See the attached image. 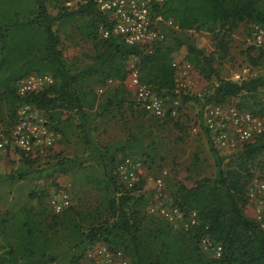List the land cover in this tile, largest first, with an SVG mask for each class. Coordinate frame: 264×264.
<instances>
[{"label": "trees", "instance_id": "1", "mask_svg": "<svg viewBox=\"0 0 264 264\" xmlns=\"http://www.w3.org/2000/svg\"><path fill=\"white\" fill-rule=\"evenodd\" d=\"M61 1L65 7L52 15L48 0H0V121L6 125L2 135H9L22 105L50 114L52 122L59 121L63 111L75 112L79 138L103 170V176L92 183L102 195L105 216L100 217L101 211L98 215L82 213L73 206L58 214L44 208L4 212L0 214V264H56L61 260L78 264L97 244L123 252L128 264H264V232L245 214L247 187L256 171L264 167V134L226 156L218 155L204 130L215 158V176L192 187L175 185L171 196L173 206L185 218L196 214L199 224L186 231L148 212L147 199L133 196L140 184L126 190L118 180L116 183L115 176L103 165L102 151L90 137L89 119L83 110L87 77L94 78L97 88L115 81L131 97L123 82L126 62L136 57L140 82L162 98L177 96L173 64L189 65L205 81H216L213 94L202 107L227 104V100L236 98L237 109L264 120V74L239 82L224 80L213 65V54L206 56L186 43L173 44L175 32L168 33L167 43H156L150 51L126 46L118 39L101 40L97 28L104 16L97 12L95 0H82L76 9L68 5L75 0ZM150 7L153 15L176 23L178 33L211 34L219 58L228 55L239 25L264 27V0H150ZM84 19L92 56L81 70L72 73L59 49L57 31ZM30 74H49L53 84L19 99L16 83ZM65 165L58 162L55 168L65 173ZM205 234L222 246L220 259L201 250L200 240Z\"/></svg>", "mask_w": 264, "mask_h": 264}, {"label": "rangeland", "instance_id": "2", "mask_svg": "<svg viewBox=\"0 0 264 264\" xmlns=\"http://www.w3.org/2000/svg\"><path fill=\"white\" fill-rule=\"evenodd\" d=\"M81 2L72 1L69 8L76 9ZM47 6L55 15L65 4L61 0H48ZM86 32L87 19L67 23L57 31L59 49L72 73L90 62L92 41ZM174 34L176 40L172 41L173 44L186 43L206 56L213 54V65L224 80L239 82L264 74V58L251 48L249 24L239 25L224 58L218 57L211 34L193 31ZM93 82V77L84 79L86 87L83 89V110L89 119L90 137L102 151L103 165L115 176L116 183L119 181L117 165L124 158L130 157L141 163V183L133 196L141 195L147 199L148 212L151 205L160 202L156 187L149 179L162 178L161 201L167 202L171 200L175 185L192 187L200 180L215 176L213 150L200 117L201 104L213 94L215 79L205 81L193 69L186 79L178 78L177 96L168 98L167 103L175 115L163 120H155L135 107L132 97H127L115 81L106 84L101 95L96 94L98 88ZM184 96L189 99L185 101ZM237 103L236 98L227 100L230 105ZM43 116L50 121L56 134L55 146L47 156L34 161L16 150H0V214L29 208H44L52 213L50 201L65 193L69 196L70 206L77 207L82 213L98 215L101 211L100 217L103 218L102 195L92 183L94 178L103 176V170L96 166L95 157L79 138L78 116L75 112L63 111L59 121L53 122L50 114L43 113ZM5 129V123L0 121V138L5 137L2 135ZM58 162L66 163L65 173L56 170ZM259 181H264V167L262 171H256L251 182ZM245 214L252 216L249 206L245 207ZM0 249L3 251V247ZM56 264H67V261Z\"/></svg>", "mask_w": 264, "mask_h": 264}, {"label": "built area", "instance_id": "3", "mask_svg": "<svg viewBox=\"0 0 264 264\" xmlns=\"http://www.w3.org/2000/svg\"><path fill=\"white\" fill-rule=\"evenodd\" d=\"M70 6V3L68 4ZM94 5L104 21L98 25L97 34L101 40L118 39L129 47H138L150 51L156 43H167L168 33H178L179 29L172 20H163L152 14L150 0H95ZM171 31V32H170ZM251 46L264 54V27L249 25ZM127 76L123 82L130 93L135 107L156 120L173 117L175 111L167 106L168 98L158 96L149 86L139 79L138 59L130 58ZM175 83L178 78H187L192 68L189 65L173 64ZM113 83L109 80L106 84ZM53 84L49 74H30L16 83V95L25 99L31 94L43 91ZM104 87L96 94L101 95ZM175 93L176 90H175ZM174 105L177 102H173ZM201 125L208 133L213 147L223 155L229 156L239 146L250 143L264 134V120L251 113L239 110L234 105H204L201 109ZM56 134L49 127L48 120L39 110L22 105L17 110V120L7 137L0 138V150H13L26 157L47 156L55 146ZM119 183L126 190H132L140 183L141 163L130 157L124 158L117 166ZM158 192L160 202L149 207L150 214L168 222L175 229L188 230L198 225L195 213L187 218L173 206L171 200L161 201L163 180L149 179ZM246 196L251 209V218L264 232V181L252 182L247 187ZM54 213H61L70 206L69 196L61 193L50 201ZM200 248L209 257L220 259L222 246L213 241L208 234L200 240ZM78 264H128L127 257L121 251H115L106 245L97 244L88 249Z\"/></svg>", "mask_w": 264, "mask_h": 264}]
</instances>
